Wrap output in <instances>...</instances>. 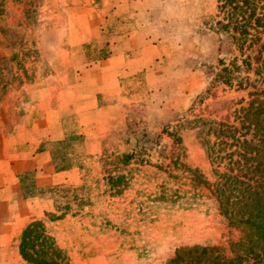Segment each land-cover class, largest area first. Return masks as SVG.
Instances as JSON below:
<instances>
[{
    "label": "rangeland",
    "instance_id": "rangeland-1",
    "mask_svg": "<svg viewBox=\"0 0 264 264\" xmlns=\"http://www.w3.org/2000/svg\"><path fill=\"white\" fill-rule=\"evenodd\" d=\"M221 15L218 0H0V264H31L18 246L37 219L63 264H165L241 236L184 170L211 181L205 130L260 87L218 81L240 57Z\"/></svg>",
    "mask_w": 264,
    "mask_h": 264
},
{
    "label": "trees",
    "instance_id": "trees-1",
    "mask_svg": "<svg viewBox=\"0 0 264 264\" xmlns=\"http://www.w3.org/2000/svg\"><path fill=\"white\" fill-rule=\"evenodd\" d=\"M218 2L222 15L216 24L230 33L240 57L235 56L229 66L223 67L217 79L239 89L248 84L260 87L248 91L250 100L246 106L234 110L232 123L213 122L216 127L209 126L205 130L214 138L212 142L207 141L208 157L216 164L211 181L198 168L183 164L193 178V186L203 185L208 189L227 224L239 227L241 236L229 243L227 251L208 244L181 246L165 264H264V41H261L264 0ZM254 44H259L254 54H243L244 48ZM67 142L63 139L52 145L51 157L57 170L72 166V159L65 151ZM28 176L29 172L20 174V185L26 197L33 196L27 190L31 188ZM120 178L109 179L115 183ZM45 215L58 217L49 212ZM18 248L21 258L28 263L63 264L61 249L48 235L41 219L24 225Z\"/></svg>",
    "mask_w": 264,
    "mask_h": 264
}]
</instances>
